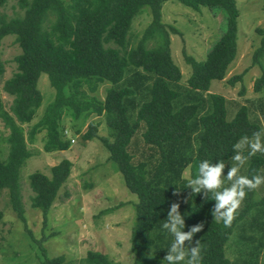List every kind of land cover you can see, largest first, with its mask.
<instances>
[{
    "label": "trees",
    "instance_id": "trees-1",
    "mask_svg": "<svg viewBox=\"0 0 264 264\" xmlns=\"http://www.w3.org/2000/svg\"><path fill=\"white\" fill-rule=\"evenodd\" d=\"M10 1L0 0V7ZM168 1L19 0L23 15L9 18L0 14V49L9 36L15 37L21 49L15 58L17 70L3 86L5 93L14 98L10 111L0 104V119L9 130L8 158L0 157V194L9 193L13 210L26 224L21 172L33 157L28 144H33L36 136L45 131L46 153L68 151L71 140H67V132L61 129L64 111H70L73 121L104 116L114 141L101 137L100 124L93 121L83 140L98 139L103 143L109 160L118 165L127 189L137 196L134 204L137 219L132 230L133 264H166L163 259L174 237L162 225L173 203L180 205L184 231L204 224L192 242L194 245L200 240L202 264H232L226 245L233 237L238 235L240 241H252V236L246 235L248 230L264 235V195L259 197L258 189L248 192L232 226L225 228L222 222L214 221L212 212L216 202L211 194L205 200L204 192L192 195V190L184 186L196 178L203 160L224 161L227 165L224 174H227L232 166L233 145L242 137L251 139L255 132L264 129V98L248 100L229 119L230 100L209 92L213 81L226 79L238 57L237 0H176L197 12L201 7L220 10L226 22L224 33L204 61L185 54L192 73L186 88L179 85L182 72L173 58L171 45L172 35L182 34L163 22L162 9ZM144 8L150 9L151 22L133 46L136 36L133 21ZM256 31L262 40L251 66L228 82L231 86L242 83L249 69L259 66L263 74L255 81L254 91L261 93L264 29ZM151 43L155 45L150 47ZM3 73L0 63V78ZM44 73L56 96L38 122L28 126L43 106L39 80ZM105 83L112 87L102 101L93 94ZM241 95H245V89ZM25 126L29 127L27 132ZM134 143H140L137 149L132 148ZM136 155L142 157L138 163ZM72 167V161L64 159L52 167L51 176L41 172L29 176L34 192L31 206L43 213L46 222L60 190L71 176ZM188 168L190 180L184 178ZM240 171L249 178L264 175V154L249 158ZM224 186H229L226 179ZM177 187L181 188L180 195H174ZM124 206H114L109 212ZM27 231L34 239L32 232ZM65 260L64 256H45L42 264H64ZM79 264L119 263L112 262L105 254L90 251Z\"/></svg>",
    "mask_w": 264,
    "mask_h": 264
},
{
    "label": "rangeland",
    "instance_id": "rangeland-1",
    "mask_svg": "<svg viewBox=\"0 0 264 264\" xmlns=\"http://www.w3.org/2000/svg\"><path fill=\"white\" fill-rule=\"evenodd\" d=\"M237 3L240 10L238 57L226 79L213 81L209 91L223 95L233 103L232 105L228 102L227 105L229 119L236 115L240 105L248 104V100L264 98V90L261 93L254 91L255 81L263 74L259 66L249 69L242 83L231 86L228 82L232 76L243 73L251 66L254 52L262 40L256 30L264 29V0H237ZM201 9L199 12L194 11L176 0L168 1L162 9L163 22L174 26L182 34L172 35L171 45L173 58L182 72V81L179 84L182 88H186L187 80L192 73V67L187 64L185 54L197 61H204L226 29L225 17L220 10H210L206 7ZM0 14H5L9 18L23 15L19 0H11L5 7H0ZM150 22V9L144 8L133 21V26L135 24L133 33L136 35L132 40L133 46L137 45ZM154 45L149 44L150 47ZM20 53L21 49L15 37L9 36L4 39L0 49V63L4 67V73L0 78V104L7 111H10L14 98L5 93L3 86L5 81L15 74L17 70L15 58ZM111 87L110 83H105L93 95L104 101ZM39 89L43 95V106L34 122L28 126L38 122L56 96L45 73L39 80ZM243 89L245 95L242 96ZM92 121L100 124L101 137L114 141L112 130L106 124L104 116L93 115L86 120L73 121L70 111L67 110L62 117L61 129L67 132L65 133L67 140H71L68 151L46 153L45 131L36 136L33 144H28L33 157L27 161L21 172L26 224L13 210L9 193L2 192L0 194V264H42L45 256L50 258L64 256L66 257L64 264H79L90 251L105 254L114 263H134L132 230L137 219L134 206L137 196L127 189L118 165L109 160V152L103 143L98 139L83 140V135L88 131L89 123ZM28 126H25L26 132L29 130ZM8 136L9 130L0 119V157L3 160L8 158L9 146L6 142ZM139 144L134 143L132 148L137 149ZM141 147H143L142 142ZM64 159L72 161V173L60 190L46 222L43 213L31 206L34 192L30 187L29 176L35 172L51 176L52 167ZM141 159L140 155L135 156L136 163ZM184 178L190 180L189 168ZM258 191L259 197L264 195V185H261ZM117 205L125 206L109 212ZM27 230L32 232L37 242L33 241ZM246 235L252 236V241L241 239V242L236 235L237 238L233 237L232 241L227 243V257L232 264L242 262V264H264V235L250 230Z\"/></svg>",
    "mask_w": 264,
    "mask_h": 264
},
{
    "label": "clouds",
    "instance_id": "clouds-1",
    "mask_svg": "<svg viewBox=\"0 0 264 264\" xmlns=\"http://www.w3.org/2000/svg\"><path fill=\"white\" fill-rule=\"evenodd\" d=\"M247 150V155H244ZM234 155L231 157L232 166L227 174H224L226 164L224 161L209 162L203 160L198 166L196 178L187 182L184 187L192 190V195L204 192L205 200H215V207L212 215L214 221L222 222L225 228H230L236 214L246 199L248 192L255 191L264 185V175H254L251 178L240 175V169L247 160L255 157L257 153L264 154V129L255 132L250 139L242 137L233 145ZM225 179L229 186L225 187ZM181 188L177 187L174 195H180ZM187 203V200H185ZM179 203H173L167 213V219L162 227L170 233L174 240L169 247L168 254L163 261L166 264H202V246L200 240H196L193 245V237L201 232L204 224L200 223L192 227L189 231H184L185 219L179 211ZM186 244L190 247L186 248Z\"/></svg>",
    "mask_w": 264,
    "mask_h": 264
},
{
    "label": "built area",
    "instance_id": "built-area-1",
    "mask_svg": "<svg viewBox=\"0 0 264 264\" xmlns=\"http://www.w3.org/2000/svg\"><path fill=\"white\" fill-rule=\"evenodd\" d=\"M72 142L74 143L75 141L73 140Z\"/></svg>",
    "mask_w": 264,
    "mask_h": 264
}]
</instances>
